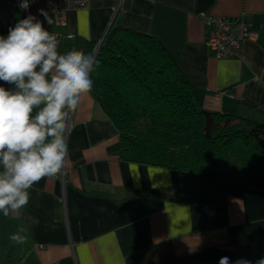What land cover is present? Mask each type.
Wrapping results in <instances>:
<instances>
[{"label": "crops", "instance_id": "1", "mask_svg": "<svg viewBox=\"0 0 264 264\" xmlns=\"http://www.w3.org/2000/svg\"><path fill=\"white\" fill-rule=\"evenodd\" d=\"M116 10L121 25L161 41L204 109L226 107L264 121V0H89L70 10L65 24L52 25L72 34L63 37L59 53L75 42L96 45ZM201 13L239 18L257 37L230 57L215 58ZM13 19L23 18L14 12ZM65 140L62 172L34 184L23 209L0 213V264H13L21 252L23 264H218L223 256L233 262L264 257V190L234 185L217 206L183 201L176 170L119 157L118 133L91 93L67 117ZM20 227L26 242H10Z\"/></svg>", "mask_w": 264, "mask_h": 264}, {"label": "trees", "instance_id": "2", "mask_svg": "<svg viewBox=\"0 0 264 264\" xmlns=\"http://www.w3.org/2000/svg\"><path fill=\"white\" fill-rule=\"evenodd\" d=\"M94 46L71 45L86 54ZM95 58L90 93L118 133L121 159L176 170L189 203L222 205L234 185L264 190V121L204 109L155 35L116 16Z\"/></svg>", "mask_w": 264, "mask_h": 264}, {"label": "clouds", "instance_id": "3", "mask_svg": "<svg viewBox=\"0 0 264 264\" xmlns=\"http://www.w3.org/2000/svg\"><path fill=\"white\" fill-rule=\"evenodd\" d=\"M30 2L21 0L20 7L27 10ZM39 12L51 23L44 9ZM59 43L32 14L0 35V82L10 86L0 84V213L5 217L29 203L34 184L65 168L66 119L94 87L95 56L76 48L61 54ZM24 232L20 227L9 241L25 243ZM218 264H264V257L233 262L223 256Z\"/></svg>", "mask_w": 264, "mask_h": 264}, {"label": "built area", "instance_id": "4", "mask_svg": "<svg viewBox=\"0 0 264 264\" xmlns=\"http://www.w3.org/2000/svg\"><path fill=\"white\" fill-rule=\"evenodd\" d=\"M21 0H0V34L7 36L9 27L16 23L14 12H19L22 18L35 15L45 29L57 35L61 43L63 37L71 38L72 34H60L52 29L53 24H65L67 13L70 10L85 8L89 0H31L27 10L20 7ZM44 9L51 23L41 15L39 10ZM199 18L206 26L205 44L211 49L215 58H228L247 39L254 40L257 32L250 29L241 19H228L223 16L201 13ZM59 43V44H60ZM24 254L21 252L13 264H23Z\"/></svg>", "mask_w": 264, "mask_h": 264}, {"label": "water", "instance_id": "5", "mask_svg": "<svg viewBox=\"0 0 264 264\" xmlns=\"http://www.w3.org/2000/svg\"><path fill=\"white\" fill-rule=\"evenodd\" d=\"M116 13H117V10L115 11L114 16L112 17V20H111L109 26L111 25V23H112V21H113L115 15H116ZM109 26H108V28H109ZM108 28H107V29H108ZM106 32H107V30L104 32V34H103L102 38L99 40V42L94 46V49H93V52H92V54H93L94 56H95V54H96V52H97L99 46L101 45L102 40H103V38H104Z\"/></svg>", "mask_w": 264, "mask_h": 264}]
</instances>
